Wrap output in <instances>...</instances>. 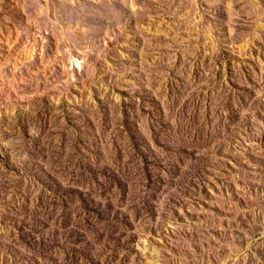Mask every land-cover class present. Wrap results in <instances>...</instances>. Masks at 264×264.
I'll return each mask as SVG.
<instances>
[{
    "label": "rangeland",
    "instance_id": "rangeland-1",
    "mask_svg": "<svg viewBox=\"0 0 264 264\" xmlns=\"http://www.w3.org/2000/svg\"><path fill=\"white\" fill-rule=\"evenodd\" d=\"M0 264H264V0H0Z\"/></svg>",
    "mask_w": 264,
    "mask_h": 264
}]
</instances>
